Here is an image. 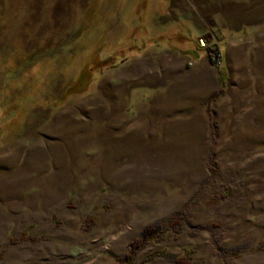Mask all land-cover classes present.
<instances>
[{
    "label": "rangeland",
    "instance_id": "374dc122",
    "mask_svg": "<svg viewBox=\"0 0 264 264\" xmlns=\"http://www.w3.org/2000/svg\"><path fill=\"white\" fill-rule=\"evenodd\" d=\"M181 214L135 264H264V0H0V264H120Z\"/></svg>",
    "mask_w": 264,
    "mask_h": 264
},
{
    "label": "trees",
    "instance_id": "16d2710c",
    "mask_svg": "<svg viewBox=\"0 0 264 264\" xmlns=\"http://www.w3.org/2000/svg\"><path fill=\"white\" fill-rule=\"evenodd\" d=\"M207 51L209 52V55L216 54L221 55L222 59V53L217 48H207ZM86 80L84 76H82L79 80V82L69 89V93H74L71 91H74V87H79L83 84V82ZM227 77L226 75L220 71V82H221V88L220 90L213 94L210 98L209 107L211 110V105L214 101H216L221 95L225 93V86H226ZM79 85V86H78ZM67 95V93L65 94ZM186 226V218L183 214L179 215L177 218L171 221L168 228H160L155 225H151L145 229L144 235L131 244L130 252L122 259L120 264H135L138 255L147 247L152 246L156 243H161L166 240L168 233L172 231L175 235L181 234ZM27 237H23L22 240H26ZM32 240L36 241L37 239L33 238ZM14 243L15 241L12 240ZM163 256L170 261H172L175 264H204L201 262L195 261V253L194 251L188 249L186 250L182 256L179 257H173L168 255L167 253H155L148 257V260L155 259L156 257ZM2 259V254L0 253V261Z\"/></svg>",
    "mask_w": 264,
    "mask_h": 264
},
{
    "label": "built area",
    "instance_id": "2783aa9c",
    "mask_svg": "<svg viewBox=\"0 0 264 264\" xmlns=\"http://www.w3.org/2000/svg\"><path fill=\"white\" fill-rule=\"evenodd\" d=\"M201 43H203L202 41H201ZM206 46V45H205ZM210 56V55H209ZM210 58H211V60H212V62H214V64H218V63H221V61H222V59H221V55H216V54H211V56H210Z\"/></svg>",
    "mask_w": 264,
    "mask_h": 264
},
{
    "label": "crops",
    "instance_id": "0c3cea01",
    "mask_svg": "<svg viewBox=\"0 0 264 264\" xmlns=\"http://www.w3.org/2000/svg\"><path fill=\"white\" fill-rule=\"evenodd\" d=\"M4 223V218L0 216V235L3 233L6 234L8 232L7 230H4Z\"/></svg>",
    "mask_w": 264,
    "mask_h": 264
}]
</instances>
